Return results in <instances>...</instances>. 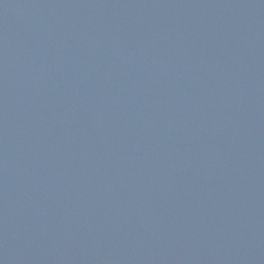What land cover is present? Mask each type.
<instances>
[{
  "label": "water",
  "instance_id": "95a60500",
  "mask_svg": "<svg viewBox=\"0 0 264 264\" xmlns=\"http://www.w3.org/2000/svg\"><path fill=\"white\" fill-rule=\"evenodd\" d=\"M0 264H264V0H0Z\"/></svg>",
  "mask_w": 264,
  "mask_h": 264
}]
</instances>
